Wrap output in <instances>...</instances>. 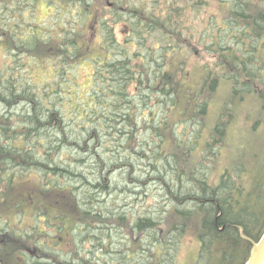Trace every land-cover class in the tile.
Segmentation results:
<instances>
[{"label": "clouds", "instance_id": "clouds-1", "mask_svg": "<svg viewBox=\"0 0 264 264\" xmlns=\"http://www.w3.org/2000/svg\"><path fill=\"white\" fill-rule=\"evenodd\" d=\"M109 3L0 0V262L249 264L214 223L264 231V0Z\"/></svg>", "mask_w": 264, "mask_h": 264}, {"label": "bare ground", "instance_id": "bare-ground-1", "mask_svg": "<svg viewBox=\"0 0 264 264\" xmlns=\"http://www.w3.org/2000/svg\"><path fill=\"white\" fill-rule=\"evenodd\" d=\"M91 39V37H90ZM217 60L219 63L225 65L229 71H234L232 66L225 60L222 56H218ZM162 79L167 80L169 83L172 81V77L169 75H165ZM172 91V89H171ZM95 135V133H93ZM214 226L218 227V229L228 235L229 244L234 249L237 246H240L244 252H249L248 259L250 257L251 250L255 245H258L260 242L262 235L257 240L253 239V230L248 228L246 224L236 223L234 221L223 220L220 217H216V221ZM236 232L237 234L231 238L232 234Z\"/></svg>", "mask_w": 264, "mask_h": 264}, {"label": "rangeland", "instance_id": "rangeland-1", "mask_svg": "<svg viewBox=\"0 0 264 264\" xmlns=\"http://www.w3.org/2000/svg\"><path fill=\"white\" fill-rule=\"evenodd\" d=\"M95 2H96V6H97V8L100 10V12L102 13L103 12V10L105 9V6H108V7H111V4H109V2L107 3H105V1L102 3V2H99L98 0H95ZM128 31V29H127V26L126 25H124V26H122L121 27V29H120V34L121 35H123V34H125L126 32ZM194 47H198V46H194ZM193 49H195V48H193ZM193 55H190L189 53H188V56L193 60V61H200V60H205L206 58H207V53H206V51L205 50H201L199 47H198V49L197 50H194L193 51ZM201 56V57H200ZM8 235V234H7ZM7 235H4L5 237L7 236ZM4 236H0V244H6L10 239L9 238H5ZM9 239V240H8ZM29 250H31V255H34L35 254V252H36V250L35 249H29ZM32 252H33V254H32Z\"/></svg>", "mask_w": 264, "mask_h": 264}, {"label": "trees", "instance_id": "trees-1", "mask_svg": "<svg viewBox=\"0 0 264 264\" xmlns=\"http://www.w3.org/2000/svg\"><path fill=\"white\" fill-rule=\"evenodd\" d=\"M98 1H99V2H104L105 0H98ZM99 11H100V10H99ZM103 11H104V10H103ZM94 21L97 22L95 17L93 18L92 22L88 25L89 28L91 27V25L93 24ZM127 29H128V28H127ZM183 43L187 44V47H188V53H189L190 55H193V54H194L193 51L198 49V47H194V46H195L194 44H191V43H189V42H187V41H183ZM193 48H195V49H193ZM206 53H207V52H206ZM200 57H201V56H200ZM169 77H171V76H169ZM213 83H215V81H213ZM172 91H175V88H172ZM234 222L244 224L243 222H240V221H234ZM262 233H263V231H254V232H253V239L257 240L258 238H260V236L262 235ZM236 234H237V233L234 232V234H232L231 238H233ZM8 240H9V239H8ZM233 250H234V252H235L237 255H239L240 257H242V258H243V257L248 258V255H249L248 250H247V252H244V251L241 249L240 246L235 247ZM32 254H33V252H32ZM35 254H36V252H35ZM0 264H2V262H0ZM241 264H243V260H241Z\"/></svg>", "mask_w": 264, "mask_h": 264}, {"label": "water", "instance_id": "water-1", "mask_svg": "<svg viewBox=\"0 0 264 264\" xmlns=\"http://www.w3.org/2000/svg\"><path fill=\"white\" fill-rule=\"evenodd\" d=\"M249 264H264V233L258 245L251 250Z\"/></svg>", "mask_w": 264, "mask_h": 264}, {"label": "flooded vegetation", "instance_id": "flooded-vegetation-1", "mask_svg": "<svg viewBox=\"0 0 264 264\" xmlns=\"http://www.w3.org/2000/svg\"><path fill=\"white\" fill-rule=\"evenodd\" d=\"M108 3L109 2V0H105V3ZM110 4V3H109ZM96 24V22L94 21L93 22V24L91 25V27L89 28V31H91V32H93L94 31V25ZM4 235H7V234H4ZM3 235V236H4ZM2 237V236H1ZM5 237V236H4ZM5 238H9V239H11L8 235L5 237ZM29 251V253L31 254V250H28Z\"/></svg>", "mask_w": 264, "mask_h": 264}]
</instances>
